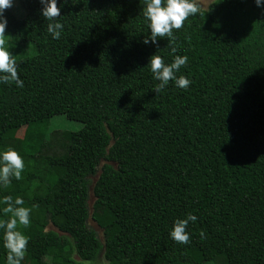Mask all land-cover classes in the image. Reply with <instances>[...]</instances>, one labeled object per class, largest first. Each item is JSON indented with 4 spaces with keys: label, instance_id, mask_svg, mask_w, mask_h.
I'll use <instances>...</instances> for the list:
<instances>
[{
    "label": "trees",
    "instance_id": "16d2710c",
    "mask_svg": "<svg viewBox=\"0 0 264 264\" xmlns=\"http://www.w3.org/2000/svg\"><path fill=\"white\" fill-rule=\"evenodd\" d=\"M17 1L4 40L23 87L0 84V150L18 141L25 167L0 197L31 208L27 264H264V10L212 0L155 48L143 0H58L59 39L38 0ZM154 52L188 57L186 90L154 92ZM61 114L81 127L48 132Z\"/></svg>",
    "mask_w": 264,
    "mask_h": 264
},
{
    "label": "clouds",
    "instance_id": "9594fccd",
    "mask_svg": "<svg viewBox=\"0 0 264 264\" xmlns=\"http://www.w3.org/2000/svg\"><path fill=\"white\" fill-rule=\"evenodd\" d=\"M254 4L264 10V0H253ZM14 0H0V84H14L18 88L23 87V80L17 72L15 55L5 44V29L8 26L4 11L12 7ZM40 15L43 20L49 21L47 32L53 39H59L63 24L59 21L61 8L57 6L58 0H38ZM140 3V0H139ZM202 5L197 0H143L139 13L147 28V34L143 37L144 45L159 47V42L167 38L169 44L174 39V30L181 29L190 16L201 13ZM159 38V39H158ZM172 52L176 49L172 48ZM186 55L172 57L170 63H165L164 58L155 52L147 58L145 66L148 67L153 80L158 81L154 92L164 90L171 81L176 88L186 90L191 80L185 75H176L182 66L186 65ZM25 167L23 157L12 147L0 150V187H7L11 178L20 179ZM0 212L8 214L7 219H0V244L5 250V264H21L24 259L29 238L18 229L19 226L27 228L30 225V207H24V200L20 196L15 199L11 195L0 197ZM197 216L188 213L184 218H177L172 222L168 236L175 243L187 244L190 234L187 231L189 222L195 223Z\"/></svg>",
    "mask_w": 264,
    "mask_h": 264
},
{
    "label": "rangeland",
    "instance_id": "374dc122",
    "mask_svg": "<svg viewBox=\"0 0 264 264\" xmlns=\"http://www.w3.org/2000/svg\"><path fill=\"white\" fill-rule=\"evenodd\" d=\"M198 3H200L202 5V8H206L211 2L212 0H197ZM12 11L13 13L17 16V17H22L24 14V10L23 8L20 6V4L18 3L17 0H14V3L12 5ZM81 127V124L75 121H71L65 118V116L61 115H56L53 116L49 121H48V125H47V131H55V130H59V131H75L77 129H79ZM23 134V131L20 130L18 133L17 137H21ZM13 141V140H12ZM11 141V142H12ZM18 146H19V142L18 141H13L11 143V145L9 147L14 148L16 151L18 150ZM96 177L92 178V182L95 180ZM91 190V188H90ZM93 201V197L91 194V191H89V200H88V205L90 206L91 203ZM88 224L90 227H92L95 232L97 233L99 239L102 241L103 237H102V230L100 228H98L96 226V224L89 219L88 220ZM48 229H52L55 230L53 227L49 226ZM23 264H27L28 260L27 258L24 256V259L22 260ZM95 264H105L104 260L102 259V255H100L96 261ZM213 264V263H211Z\"/></svg>",
    "mask_w": 264,
    "mask_h": 264
}]
</instances>
